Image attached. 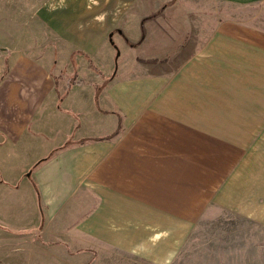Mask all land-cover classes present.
<instances>
[{
  "label": "crops",
  "instance_id": "0c3cea01",
  "mask_svg": "<svg viewBox=\"0 0 264 264\" xmlns=\"http://www.w3.org/2000/svg\"><path fill=\"white\" fill-rule=\"evenodd\" d=\"M262 14L264 0H48L55 45L0 44V264H175L216 211L262 218L264 177L245 171L264 135ZM115 37L136 56L98 76L89 59L109 64Z\"/></svg>",
  "mask_w": 264,
  "mask_h": 264
},
{
  "label": "rangeland",
  "instance_id": "374dc122",
  "mask_svg": "<svg viewBox=\"0 0 264 264\" xmlns=\"http://www.w3.org/2000/svg\"><path fill=\"white\" fill-rule=\"evenodd\" d=\"M47 2L48 0H0V44L20 43L30 48L36 45H41L42 48L55 45L48 40L47 25L37 18ZM263 17L264 15L259 18L261 22ZM113 41L115 44L105 46L110 49V55L107 50H99L101 59L106 58L109 64L101 63L99 67L93 62L102 74L105 72L112 76L121 72L126 61L133 60L137 53V50L130 46L121 44L118 37ZM119 52L120 56L117 57ZM262 137L263 139H257V144L252 147V154L245 167L246 176L256 173L264 177V135ZM23 189L22 186L21 190ZM255 202L253 207L263 215L264 195ZM215 213L217 215L203 219L197 226L192 241L187 245L188 251L178 258L175 264H264V216L252 220L231 212ZM32 244L33 251L47 249L49 252L65 253L67 248V242L43 243L41 238L37 237H33ZM44 244L47 247H43ZM6 260V256H0V261L6 263ZM4 262L1 264H5Z\"/></svg>",
  "mask_w": 264,
  "mask_h": 264
},
{
  "label": "trees",
  "instance_id": "16d2710c",
  "mask_svg": "<svg viewBox=\"0 0 264 264\" xmlns=\"http://www.w3.org/2000/svg\"><path fill=\"white\" fill-rule=\"evenodd\" d=\"M89 65L90 68L93 69L98 76H102V73L98 70V68L95 67L91 59H89ZM81 83H83V81H77L76 77H73L69 80V86H72L73 84H81Z\"/></svg>",
  "mask_w": 264,
  "mask_h": 264
}]
</instances>
